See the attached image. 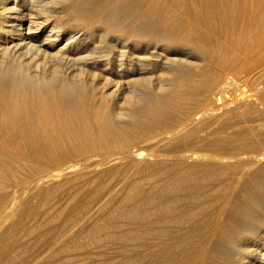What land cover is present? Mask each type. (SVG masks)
<instances>
[{"label": "bare ground", "instance_id": "obj_1", "mask_svg": "<svg viewBox=\"0 0 264 264\" xmlns=\"http://www.w3.org/2000/svg\"><path fill=\"white\" fill-rule=\"evenodd\" d=\"M70 2L0 0V225L48 188L73 236L128 187L148 264H264V0Z\"/></svg>", "mask_w": 264, "mask_h": 264}, {"label": "rangeland", "instance_id": "obj_2", "mask_svg": "<svg viewBox=\"0 0 264 264\" xmlns=\"http://www.w3.org/2000/svg\"><path fill=\"white\" fill-rule=\"evenodd\" d=\"M88 1L89 0H87L86 2ZM86 2H84L83 0H71L70 3L64 6V9L70 13L74 11L76 15L81 16L83 14L85 15L88 10H91L98 4V2H96V4L95 3L91 4L90 2L88 3ZM68 15L69 17H67ZM67 16H64V19L62 17V20L63 21L65 20V22L67 21L68 23L70 22L69 24H76L79 22L76 19L73 20L74 17H72V14H67ZM65 17L69 19H66ZM75 20L78 22H75ZM65 22H64V25H69L67 23L65 24ZM94 29L93 28L88 29V31H91V30L95 31L93 39L97 42L101 41V43H103L102 45L106 47V45H108V43L110 42L111 38H113L114 35H112L111 33L105 32L103 29H102L103 32L101 29H97V30L96 29L94 30ZM96 33L98 36L96 35ZM108 34L109 36H111L110 40H108L109 38L107 39L106 37L108 36ZM170 44L173 45L177 43L171 42ZM194 54L195 55H193V57L194 56L195 57L193 59L197 57L199 58L198 53L195 52ZM154 72L155 71L153 70L151 74L153 78L157 76L156 74H158V73L155 74ZM145 180H146V177H145ZM91 186L94 187L95 185H91ZM140 187L141 188H139V190L146 192L150 186L148 182L145 181L143 183L142 182L140 183ZM17 188L18 186H16L15 189ZM127 188L125 190L123 189V191L120 192V195H118L119 197H116L117 201L115 199V202L112 203V205L109 206V208L106 209L103 212V214L99 215L98 218L96 217L95 220L91 222L90 224H88L82 231H80V229L82 228H80L79 230L77 229V231L75 232L73 236H70V234L68 235L69 231L66 232L68 226H65V223L67 222L66 219L69 215L68 211L63 210L62 212H60L58 210H54L56 206L55 204L56 201L55 199L51 198L53 197V194L51 195L52 193L51 189L45 188L40 191L34 190L35 192L31 191V193L30 192L28 193L27 191V196H26V192H23L22 200L23 202L25 201V205H23V207L19 209L14 219L6 218V220H4L5 223L2 222V224L0 225V235H2L0 237V248H1L0 251L5 248L3 255L5 256L9 255L8 258H10V260L12 259L14 260L16 257L18 258L25 257V258L32 259L33 261L34 257L36 258L38 254V255H41L40 258L45 261H57V262L61 261V263L63 264H148L152 256L149 255V252L147 250V246H148L147 241H146L147 237L140 234L141 232L144 234L143 232L144 230L140 228V232H139L140 238L141 236H143V238H141L142 240L137 239L139 237L135 238L136 236L133 238V236L137 234L136 232L137 229L133 227V224H135L136 222L140 224H144L145 218L143 219L141 218L143 216L141 217L139 216V220H138L136 218L131 217L133 219L131 221V218L129 217L130 216L129 210L132 207L134 208L140 205L141 208L144 209V205L140 204V201L135 200V199H131V200L128 199L127 201V198H126L127 195L133 192V190L131 191V189L128 188L130 190L129 191ZM87 190H89V187L87 189H84L83 192H81L82 193L81 196L83 199H86L88 197V195L86 194ZM154 190L159 192L158 187H155ZM127 191L129 193H127ZM63 197L65 198L67 196L63 195L61 196V199H63ZM124 198L126 199L124 200ZM62 201H66V200L63 199ZM123 201H126V202H123ZM11 202L13 203V200H11V195H10V199L7 201V204H6L8 210H9L10 205L12 204ZM57 204H59V202ZM40 207L41 208L43 207V208L41 209ZM127 219H129L130 221ZM101 220L103 221L99 223ZM128 222L131 224H129ZM100 224H101V227H100ZM9 225L11 226V228H9L10 227ZM128 233L131 236H129ZM122 235H124L123 238H122ZM159 242L160 241L158 240L157 243ZM8 263L12 264L10 262Z\"/></svg>", "mask_w": 264, "mask_h": 264}]
</instances>
